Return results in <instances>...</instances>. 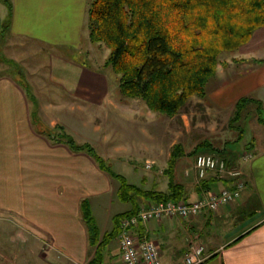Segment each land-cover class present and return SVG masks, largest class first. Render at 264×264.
<instances>
[{
  "label": "crops",
  "instance_id": "crops-1",
  "mask_svg": "<svg viewBox=\"0 0 264 264\" xmlns=\"http://www.w3.org/2000/svg\"><path fill=\"white\" fill-rule=\"evenodd\" d=\"M10 2L13 7L10 35L15 39L26 37L46 46L74 47L79 37L76 40L71 30L77 36L86 33L89 38V29L84 31L89 0ZM8 15L4 0H0V31ZM248 45L253 47V58L259 62L246 66L249 68L237 72L238 75L223 73V77H216L215 89L207 97L205 106L214 115L233 110L243 98L259 101L264 107V27L254 33ZM87 54L90 56V52ZM74 66L54 62L52 83L85 106L100 107L117 101L109 100L107 83L102 81L100 73ZM23 79L19 70L17 74L0 70V216H11L16 226H23L34 237L52 243L50 248L30 250L35 254L30 264H121L117 261L118 247L106 249L102 262H91L94 252L90 251L82 208V203L88 201L94 214L95 200L109 194L114 195L113 202H116L118 182L89 153L72 151L67 144L39 132L34 124L35 107ZM114 106L117 108V103ZM228 116L230 121L231 114ZM254 128L258 132L256 137L250 141L243 138L241 142L246 143L241 144V152H233L236 157L228 161L229 166L240 167L244 172L246 188L240 199L222 207L218 214L206 213V217L190 220L163 218L137 229L140 235L161 246L162 264H185L183 256L193 234H199L205 246L202 264H264V125L256 121ZM231 133L235 134L232 130ZM245 151L252 154L248 162L240 159ZM181 158L175 163L172 176L175 182L185 185L188 200H197L204 190L218 192L227 184L213 173L201 183L193 172V177L187 178L190 175L186 172L192 166L183 160L184 156ZM167 166L160 171L161 177L143 180L144 186L150 187L146 190L169 191V161ZM97 203L102 207L100 201ZM128 204L127 209L111 213L109 220L131 211L132 204ZM108 224L112 231L114 223ZM4 235L0 230V238ZM27 249L22 246L7 251L0 245V264L5 263L8 252L16 255L27 253ZM37 254L45 256L39 255V259Z\"/></svg>",
  "mask_w": 264,
  "mask_h": 264
},
{
  "label": "rangeland",
  "instance_id": "rangeland-1",
  "mask_svg": "<svg viewBox=\"0 0 264 264\" xmlns=\"http://www.w3.org/2000/svg\"><path fill=\"white\" fill-rule=\"evenodd\" d=\"M87 24L84 26V31L88 29ZM71 34L76 37V40L79 37L77 46H46L37 43V40H29L26 37L15 39L10 34L4 39L0 38V70L11 71L15 74L19 70L23 73L25 78L22 81L23 85H25L24 87L31 96L35 110L38 105L39 111L37 114L44 124L56 129V133L59 135L65 133L72 136L78 144L90 143L106 165L116 173L126 177L130 184L142 187L145 190L150 188L147 185L144 186L143 180L161 177L160 171L168 167L169 157L177 145L183 147L185 151L183 160L191 163L192 166L186 172L187 175H190L187 178H192L193 172L200 183L204 182L208 176L201 179L193 166L198 155H191L200 142L209 140L216 148L220 147L222 150L227 147L226 152L212 151L216 156L226 158L235 151L241 152V144L256 137L258 132L255 131L254 124L258 121L257 116L260 115L257 105H250L238 122V125L245 130V141L241 143L232 142L237 138L238 133H231L229 129L230 121H227L228 115L231 114L232 117L235 109L222 112L221 116H218L205 108L208 105L206 99L210 97L217 78L209 83L206 97H193L182 114L169 117L155 113L147 107L143 100L125 98L120 94L119 77L110 67L104 65L109 55V49L106 46L91 43L86 33L83 35V32H81L77 36V33L71 30ZM248 43L236 51H223L220 53L216 77L218 75L223 77V73L225 75L235 73L238 75L237 72L249 68L246 66L251 67L255 62H259L253 58L255 53L253 47H249ZM88 52H90V56H88ZM54 62H67L73 66L75 65L74 67L80 65L100 73L102 81L107 83L109 100L117 101L112 105L95 107L85 106L84 103L73 99L70 94L62 90L61 86L52 83V73L56 67H53ZM116 103L117 108L114 106ZM249 114L251 116H248ZM210 152L200 153V155ZM245 152L241 153L240 159H242ZM184 170H187V168H184ZM118 186L120 187L119 182ZM208 191L204 190L200 193V196L202 197V194ZM113 198L114 195L109 194L96 199V205L93 203L94 217L98 221L103 234L110 231L108 228L111 224L108 223H114V220H109L111 213L115 214L129 207L128 203H123L120 199L113 202ZM98 201L102 203V207L97 205ZM188 201L190 200L187 199ZM221 208L215 211H204L197 216L176 218L190 220L197 217H206V213H220ZM103 215L108 218L103 217ZM13 221L14 219L11 216H6V218L0 216V223H2L0 224V230L5 232V235L0 238V245H3L7 251L20 249L22 246H27L28 249L26 250L27 253H16V255L8 252L5 255L4 264H15L16 262L30 264L35 259V254L30 253V250L50 248L52 243L48 239L34 237L30 231L23 226H16ZM199 236V234L191 236L189 248L183 256L185 264L194 248L204 247L203 253L205 254V246ZM154 243L160 251L162 261L161 246L157 242ZM119 245L120 237L118 236L107 251L116 250L117 247L120 251ZM90 249L92 253L95 251L94 248ZM94 253L91 258L92 263L97 262L94 260ZM37 255L39 259L41 255L45 256L44 254ZM119 256L120 258L117 261L126 264L121 251Z\"/></svg>",
  "mask_w": 264,
  "mask_h": 264
},
{
  "label": "trees",
  "instance_id": "trees-1",
  "mask_svg": "<svg viewBox=\"0 0 264 264\" xmlns=\"http://www.w3.org/2000/svg\"><path fill=\"white\" fill-rule=\"evenodd\" d=\"M4 3L9 15L2 24V39L10 34L13 16L10 0ZM263 27L264 0H90L88 10L89 40L109 49L105 67L119 77L120 94L141 99L151 111L169 117L182 114L193 97L205 98L209 83L216 78L220 53L238 50ZM253 104L260 111L257 120L264 125L262 103L241 99L229 124L238 133L233 143L243 140L245 130L238 122ZM38 111L37 105L34 122L39 132L51 137ZM53 139L67 144L72 151L89 153L103 171L119 182V199L132 204L131 211L114 217V229L102 234L89 202L82 203L89 246L95 249L97 262L103 261L104 251L120 235L122 218L136 215L142 205L149 203L187 201L185 185L175 182L172 176L175 163L184 156L180 145L174 148L169 162V191L162 192L130 184L107 166L90 144H78L65 133ZM207 151L226 152L227 147L222 150L205 140L191 155ZM232 157H236L234 153L223 159L228 162Z\"/></svg>",
  "mask_w": 264,
  "mask_h": 264
},
{
  "label": "built area",
  "instance_id": "built-area-1",
  "mask_svg": "<svg viewBox=\"0 0 264 264\" xmlns=\"http://www.w3.org/2000/svg\"><path fill=\"white\" fill-rule=\"evenodd\" d=\"M251 159L252 154L247 151L242 156L243 162ZM194 168L201 179L213 173L227 184L219 192H205L195 201L149 203L142 205L136 215L122 218L119 247L126 264H162L157 245L137 232L141 225L163 218L197 216L204 211H215L241 198L246 181L240 167H231L222 157L209 153L198 155ZM203 252L204 247L194 248L186 264H202L205 261Z\"/></svg>",
  "mask_w": 264,
  "mask_h": 264
},
{
  "label": "water",
  "instance_id": "water-1",
  "mask_svg": "<svg viewBox=\"0 0 264 264\" xmlns=\"http://www.w3.org/2000/svg\"><path fill=\"white\" fill-rule=\"evenodd\" d=\"M45 127V126H44ZM44 130L49 134L52 138L56 137V131L53 128L45 127Z\"/></svg>",
  "mask_w": 264,
  "mask_h": 264
}]
</instances>
